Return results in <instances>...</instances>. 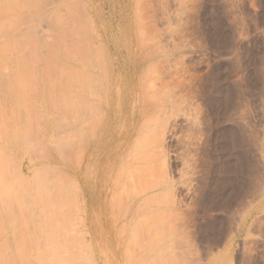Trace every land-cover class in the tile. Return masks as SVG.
<instances>
[{
    "label": "rangeland",
    "instance_id": "1",
    "mask_svg": "<svg viewBox=\"0 0 264 264\" xmlns=\"http://www.w3.org/2000/svg\"><path fill=\"white\" fill-rule=\"evenodd\" d=\"M9 1L0 264H52L27 245L65 236L73 264H264V0ZM129 166L132 244L114 201Z\"/></svg>",
    "mask_w": 264,
    "mask_h": 264
},
{
    "label": "bare ground",
    "instance_id": "2",
    "mask_svg": "<svg viewBox=\"0 0 264 264\" xmlns=\"http://www.w3.org/2000/svg\"><path fill=\"white\" fill-rule=\"evenodd\" d=\"M15 1V0H14ZM27 1V0H26ZM8 2H10L9 0H0V8H2L3 7V5L4 4H7L8 5ZM16 3H19L18 5H20V4H22V0H16L15 1ZM28 3V2H27ZM2 4V5H1ZM15 5H17V4H15ZM17 5V6H18ZM24 5H25V3H24ZM2 6V7H1ZM13 6V5H12ZM22 6V5H21ZM7 7V6H6ZM19 8V7H18ZM54 8V7H53ZM6 9V8H5ZM8 9H9V7H8ZM27 9V8H26ZM52 9V8H51ZM4 11V13H6L7 12V10L5 11V10H3L2 9V12ZM13 11H15V10H13ZM12 11V12H13ZM17 11V10H16ZM26 11V10H25ZM25 11H23V12H25ZM55 11V10H54ZM10 12H11V10H10ZM11 12V14H13V13H15V12H13L12 13ZM47 13V12H46ZM50 13V12H49ZM10 14V15H11ZM16 14V13H15ZM48 14V13H47ZM14 15V14H13ZM14 17H16V16H14ZM9 18H11L10 16H9ZM12 18H13V16H12ZM20 18H22V17H20ZM61 18V17H60ZM9 20H11V19H9ZM18 20V19H17ZM24 20V19H23ZM23 20H22V22H23ZM26 20V19H25ZM60 20V19H59ZM50 21H51V19H50ZM54 21V20H53ZM10 22V21H9ZM50 23V22H49ZM61 23V22H60ZM62 24V23H61ZM11 25V24H10ZM13 25V24H12ZM16 25V24H15ZM52 25H53V23H52ZM59 25V24H58ZM50 26V25H49ZM14 27V26H13ZM52 27V26H51ZM59 27V26H58ZM66 29H67V27H65ZM48 29H49V27H48ZM57 29V28H56ZM63 30H64V27L62 28ZM71 29V28H70ZM36 31V30H35ZM38 31V30H37ZM46 31V30H45ZM58 31H61V29L60 30H58ZM58 31H57V33H58ZM66 31V30H65ZM93 31H94V29H93ZM44 32V31H43ZM37 33V32H36ZM54 33V32H53ZM60 33V32H59ZM16 34V33H15ZM39 34H40V32H39ZM17 35V34H16ZM43 35V34H42ZM47 35V34H46ZM36 35H34V37H35ZM16 37V36H15ZM41 37V36H40ZM52 37V36H51ZM44 38V37H43ZM47 38V37H46ZM49 38V37H48ZM48 38H47V40H48ZM33 39V38H32ZM42 40V39H41ZM61 40V39H60ZM63 40V39H62ZM1 41V40H0ZM17 41V40H16ZM36 41V40H35ZM59 41V40H58ZM15 42V41H14ZM46 42V41H45ZM66 42H68V40L66 41ZM37 43H39V42H37ZM41 43H42V41H41ZM14 44V43H13ZM12 44V45H13ZM34 44H35V42H34ZM40 44V43H39ZM63 44V43H62ZM11 45V46H12ZM52 45V44H51ZM51 45H50V47H51ZM54 45H55V43H54ZM57 45V44H56ZM55 45V46H56ZM71 45V44H70ZM10 46V45H9ZM34 46V45H33ZM40 46V45H39ZM48 46V45H47ZM54 46V47H55ZM62 45H60V47H61ZM18 47H19V45H18ZM34 47H36V46H34ZM38 47V46H37ZM63 47V46H62ZM72 47V46H71ZM73 47H74V45H73ZM72 47V48H73ZM11 48V47H10ZM41 48V47H40ZM44 48V47H43ZM47 48H49V47H47ZM57 48V47H56ZM71 48V49H72ZM17 49V48H16ZM19 49V48H18ZM36 49V48H35ZM51 49V48H50ZM57 49H59V48H57ZM56 49V50H57ZM63 49H64V47H63ZM66 49V48H65ZM68 49V48H67ZM70 49V50H71ZM53 50H55L54 48H53ZM52 50V51H53ZM69 50V51H70ZM73 50V49H72ZM3 51H4V49H3ZM6 51V50H5ZM14 51V50H13ZM36 51V50H35ZM18 52V51H17ZM37 52H38V50H37ZM42 52V51H41ZM45 52V51H44ZM36 53V52H35ZM39 53V52H38ZM24 55V54H23ZM39 55H41V54H39ZM12 56V55H11ZM17 56V55H16ZM13 57V56H12ZM25 57V56H24ZM30 57V56H29ZM20 58H21V56H20ZM32 58H33V56H32ZM31 58V59H32ZM35 58V57H34ZM15 59V58H14ZM17 60V59H16ZM15 60V61H16ZM27 60V59H26ZM4 61V60H3ZM19 61H22V59L21 60H19ZM34 61V60H33ZM26 62H28V61H26ZM31 62V61H30ZM37 62V61H36ZM35 62V63H36ZM35 63H33L34 65H35ZM37 64V63H36ZM2 65V64H1ZM26 65V64H25ZM25 65H24V67H25ZM30 65V64H29ZM3 66H5V65H3ZM2 66V67H3ZM1 67V66H0ZM6 67V66H5ZM5 67H3L4 69H5ZM7 67H8V65H7ZM6 67V68H7ZM16 68V67H15ZM17 68H19L18 66H17ZM27 68V67H26ZM69 68V67H68ZM20 69V68H19ZM36 69V68H35ZM18 70V69H17ZM22 70V69H21ZM29 70V69H28ZM31 70V69H30ZM29 70V71H30ZM1 71V70H0ZM4 71V70H3ZM2 71V74H0V82H7L8 80H6V78H5V76L3 77V76H1V75H4V72ZM13 71V70H12ZM15 71V70H14ZM37 71V70H36ZM35 71V72H36ZM62 71H64L63 70V67H62ZM22 72H24L23 70H22ZM25 72H26V70H25ZM24 72V73H25ZM31 72V71H30ZM34 72V73H35ZM1 73V72H0ZM12 73H14V72H12ZM18 73V72H17ZM19 73H21L20 71H19ZM27 73H29V72H27ZM62 73V72H61ZM60 73V75L62 76V74ZM30 74V73H29ZM37 74V73H36ZM10 75H13V74H10ZM9 75V76H10ZM14 75H15V73H14ZM13 75V76H14ZM18 75V77L20 76H22V74L21 75H19V74H17ZM27 75V74H26ZM25 75V76H26ZM30 75H32V74H30ZM35 75V74H34ZM39 76V75H38ZM15 77V76H14ZM16 78V77H15ZM14 78V79H15ZM27 78V77H26ZM30 78V77H29ZM54 78H56V77H54ZM52 79V81H53V78H51ZM111 79H113V77H111ZM17 80V79H16ZM15 80V81H16ZM21 80H22V78H21ZM23 80H25V78L23 79ZM23 80H22V82H23ZM27 80H29V79H27ZM48 80V79H47ZM11 81H14L13 79L11 80ZM18 81V80H17ZM20 81V80H19ZM30 81H31V78H30ZM29 81V82H30ZM35 81H37V80H35ZM45 81V80H44ZM56 80H54V82H55ZM28 82V81H27ZM33 82H34V80H33ZM49 82H51L50 80H49ZM134 88V87H133ZM104 121H106L107 120V118H108V116H109V111L108 112H104ZM103 121V122H104ZM73 129V128H72ZM78 132V131H77ZM78 134V133H77ZM75 135V137L76 136H78V135H76V133L74 134ZM131 167L129 166L126 170H128L127 171V176H125V180L123 181V183H122V185H121V190L120 191H118L117 193L118 194H116L115 196H114V201H115V203H117V204H119V205H121V207H122V210H123V212L124 213H126L127 211H129V212H127V218H126V220H127V222H131L130 224H131V227L130 226H128L129 225V223L128 224H126V226H128V227H126L125 226V228L127 229V231L129 232L131 229L133 230V229H135L138 225H136V223H138V222H134V220L135 219H140L141 218V216H139V217H137L140 213H137V211L139 210V207H138V201H136V199H135V197H136V195H140V192H141V189H139L138 188V186L136 187V184H135V181H136V174L130 169ZM125 185H129L128 186V190H125L126 189V186ZM263 194H264V192L262 193V194H260L255 200H256V202L254 203L255 205H257V204H259L260 202H261V200L263 199ZM90 197V196H89ZM254 204H251V205H249V207H248V209H246L247 211H246V213H251V211H252V209H253V207L255 206ZM102 209L103 210H105V209H107V206L106 205H103L102 206ZM90 213H91V215L89 214L88 216H87V220H88V222L90 223V225L91 226H93L94 224H95V215H94V204L92 203V197H91V205H90ZM142 215V214H141ZM137 217V218H136ZM44 218V217H43ZM42 218V219H43ZM48 218V217H47ZM97 219H98V217H97ZM13 222V221H12ZM16 226V225H15ZM19 227V226H18ZM18 227H16L15 229H17ZM13 228V227H12ZM20 228V227H19ZM12 230V229H11ZM14 230V229H13ZM19 229H17V231H18ZM132 230L129 232V234H128V236L127 237H117L118 239H119V241L120 242H122V243H126V242H129L130 244H132V243H134L135 241H136V238H134L133 236H132ZM16 231V232H17ZM53 231V233H52V237H51V239H54L55 237H57V239H59L58 238V231H56V229H53L52 230ZM60 232V231H59ZM93 233L95 232V229L92 231ZM13 233H15V231L13 232ZM22 232H20V234H21ZM114 234H115V232H113ZM24 234V233H23ZM26 234H28V233H26ZM113 234V235H114ZM22 235V234H21ZM10 236H12V235H10ZM16 236H18V235H16ZM26 236V235H25ZM25 236H23V237H25ZM7 237V236H6ZM9 237V236H8ZM13 238H14V236H12ZM22 237V236H21ZM20 237V238H21ZM11 239V238H10ZM9 239V240H10ZM17 239V238H16ZM19 239V238H18ZM22 239H24V238H21V240ZM63 239H67L68 240V238H66V236L63 238ZM5 240H7V238L5 239ZM67 240H65V241H63L64 243H62V244H28L27 245V247H30V249L29 248H27L28 249V258L31 256V257H33V258H35L36 259V261L38 260V262L37 263H39V258L38 257H40V256H37L36 254H35V251H40V249H39V247L41 246V254H42V258L43 259H45L46 258V248H47V254H52V259H53V263L52 264H73L74 263V257H76V256H74L73 255V253H76L75 251H77L78 249H80L81 248V246H82V244H69V243H67L68 241ZM94 240V239H93ZM12 241V240H11ZM17 241V240H16ZM44 241H46V239L44 240ZM14 242H15V240H14ZM18 242V241H17ZM17 242H15V243H17ZM19 242H21L20 240H19ZM18 242V243H19ZM1 243V242H0ZM100 243H101V241H100ZM99 242H93V244H100ZM2 244V243H1ZM0 244V245H1ZM3 245V244H2ZM4 245H8V244H4ZM18 245V244H17ZM21 246H22V244H20ZM51 245V246H50ZM90 246H91V244H89ZM9 246H10V244H9ZM9 246H8V248H9ZM50 246V247H49ZM12 247H14V244H13V246ZM6 248V247H5ZM5 248H0V255H2L1 253H3V252H5V251H3V250H5ZM8 248H6L7 250H8ZM19 248H20V246H19ZM18 248V249H19ZM2 249V250H1ZM11 249V248H10ZM42 249L44 250V251H42ZM14 250V249H13ZM13 250L11 251V253H10V251H8L10 254H12V252H13ZM61 250V251H60ZM3 251V252H2ZM59 252V253H58ZM24 253V252H23ZM22 253V254H23ZM63 253V254H62ZM5 254V253H4ZM19 255H21V253L19 254ZM25 255V254H24ZM3 257V256H2ZM30 257V258H31ZM119 257H122V258H125V255L123 254V253H118L117 254V258H118V260H119ZM22 258H25V257H22ZM94 258H95V256H94ZM97 258V259H96ZM96 258L95 259H93V262H92V264H101L100 263V261H99V257H98V255L96 256ZM107 259H108V257H106V259L104 258V262H107ZM23 260H25V259H23ZM2 262V261H1ZM24 262V261H23ZM3 263V262H2ZM21 264H22V262H21Z\"/></svg>",
    "mask_w": 264,
    "mask_h": 264
}]
</instances>
